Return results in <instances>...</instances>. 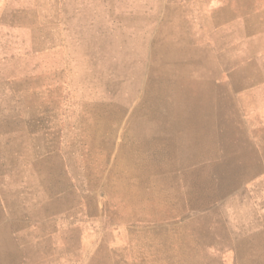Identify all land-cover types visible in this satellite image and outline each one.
Listing matches in <instances>:
<instances>
[{"label": "rangeland", "instance_id": "374dc122", "mask_svg": "<svg viewBox=\"0 0 264 264\" xmlns=\"http://www.w3.org/2000/svg\"><path fill=\"white\" fill-rule=\"evenodd\" d=\"M171 78L214 99L226 140L233 130L244 136L222 139L216 161L250 158L256 170L206 209L167 199L137 204L127 218L122 175H113L122 170L121 135L144 87L168 112ZM95 106L115 122L127 109L113 143L89 135ZM0 123L3 177L5 147L33 176L47 145L64 144L60 170L77 187V225L42 227L62 234L51 251L77 235V264H249V243L239 241L264 234V0H0ZM25 147L34 150L27 159ZM259 246L254 240L253 260L264 264Z\"/></svg>", "mask_w": 264, "mask_h": 264}, {"label": "crops", "instance_id": "0c3cea01", "mask_svg": "<svg viewBox=\"0 0 264 264\" xmlns=\"http://www.w3.org/2000/svg\"><path fill=\"white\" fill-rule=\"evenodd\" d=\"M185 74L188 72L185 71ZM169 86V98L172 97L169 101L170 129L166 123L146 112L155 98L156 91L152 86L148 92H145V87L144 92L140 90L138 99L142 100V105L138 106L137 115H134L136 112L133 113L129 128L121 135L119 152L122 170L120 173L113 172V175H122L119 190L129 209L127 218H130V208L137 207V204L141 208L147 203L156 206L167 199L177 202L179 209H186L187 206L197 210L206 209L211 203L240 187L243 181L251 179L256 170L255 163L250 158L216 161L218 151L214 149L222 139L226 140V133H219L217 114L213 109L216 107L215 101L205 94L206 91L199 84L191 85L186 82L185 89H178V84L174 85V79L171 78ZM103 108L104 120L94 119V125L89 128V135L91 134L95 142L109 138V143H113L119 136L118 126H121L127 109L118 112L115 122L114 112ZM153 108L162 110L161 106L156 104ZM234 132L233 130L228 140L236 138L243 142L244 136L234 135ZM163 134L167 136H161ZM95 136L99 139L96 140ZM62 145L64 144L60 142L57 148L55 144L52 148L47 145V157L38 158L35 167L39 172L33 176L26 160L21 161L20 167L12 160L17 159L18 150L12 153V147H5L4 155L9 152L6 168L10 172L8 176L3 177L0 123V264H77V235L70 239L74 241L72 244L67 246L64 240L63 245L59 244L57 250L54 247L51 251L50 244L60 242L62 234L40 233L42 227L57 226L58 223L63 227L77 225V187L74 180L72 184L68 183L67 176L60 170L63 150L59 147ZM170 147H175V150ZM232 149L233 147H226L228 153H231ZM146 151L150 158L144 159ZM33 154L32 148L25 147L20 156L27 159ZM204 164L209 166L204 167ZM19 170H22L20 174ZM212 173L216 175L213 176ZM3 184L8 185L6 191L3 190ZM148 187L150 190H146ZM164 189H171L173 193L164 196ZM151 209L156 215V209ZM32 210L35 212L34 217ZM33 224L41 227L38 233H31ZM3 234L9 242V249L2 247ZM254 240L260 244L258 251H263V233L244 235L239 241L241 244L249 243V264H257L253 260ZM259 253L263 259L264 255ZM240 264L247 263L241 261Z\"/></svg>", "mask_w": 264, "mask_h": 264}, {"label": "bare ground", "instance_id": "6f19581e", "mask_svg": "<svg viewBox=\"0 0 264 264\" xmlns=\"http://www.w3.org/2000/svg\"><path fill=\"white\" fill-rule=\"evenodd\" d=\"M80 56V55H79ZM88 61V60H87ZM166 66V65H165ZM168 66V65H167ZM181 77V76H180ZM170 78V77H169ZM144 80V79H143ZM145 81V80H144ZM144 92V91H143ZM140 93H141V91H140ZM140 95V94H139ZM138 100V99H137ZM129 102V101H128ZM155 104H152V106L151 107H149V109L148 110H146V112H147V114L148 115H151V116H154V117H156V118H158V119H160V121L161 122H163V123H166L167 124V128L168 129H170V127L168 126V124H169V117H170V115H169V110H167L168 112H165L164 110H159V109H154L153 108V106H154ZM96 107V106H95ZM121 107V106H120ZM118 108V107H117ZM119 109V108H118ZM123 109H125V108H123ZM161 109H162V106H161ZM154 111V112H153ZM92 112V111H91ZM95 113H96V115H95V117H94V119H95V121L96 120H100V119H102V120H104V116H103V114H102V108H101V106L100 107H96V110L94 111ZM93 113V112H92ZM122 113V112H121ZM207 113V112H206ZM94 114V113H93ZM118 114V113H117ZM208 117V116H207ZM118 118V117H117ZM113 120H114V118H113ZM194 121V120H193ZM194 123V122H193ZM199 123V122H198ZM195 124L198 126V124L195 122ZM94 125V124H93ZM92 126V125H91ZM119 127V126H118ZM99 128V127H98ZM166 127H165V129H167ZM198 128H200V127H198ZM197 128V129H198ZM204 128V127H203ZM209 128V127H208ZM189 129V128H188ZM202 129V128H201ZM101 130V129H100ZM194 130V129H193ZM94 131V130H93ZM200 131V130H199ZM110 132V131H109ZM116 132V131H115ZM188 132V131H187ZM205 132H206V130H205ZM208 132V131H207ZM96 133V132H95ZM112 133H113V131H112ZM201 133H203L202 131H201ZM99 134H100V132H99ZM209 134V133H208ZM115 135V134H114ZM90 136H91V134H90ZM180 136V135H179ZM102 138V137H101ZM167 138V137H166ZM178 138V137H177ZM95 139L97 140V139H99V137L97 138V136H95ZM184 140V139H183ZM200 140V139H199ZM209 142H210V140H209ZM111 143V142H110ZM203 144H204V142H203ZM210 144V143H209ZM142 145V144H141ZM215 145H216V143H215ZM140 146V145H139ZM211 146V145H210ZM213 147V146H212ZM171 148V150H175V147H174V149H173V147H170ZM217 148V147H216ZM199 154V153H198ZM138 155H140V154H138ZM137 155V156H138ZM154 155V154H153ZM196 155V154H195ZM202 155V154H201ZM141 156V155H140ZM179 157V156H178ZM191 158V157H190ZM152 159H153V157H152ZM189 159V158H188ZM205 159V158H204ZM178 160V159H177ZM187 160V159H186ZM203 161V160H202ZM178 162V161H177ZM140 163V162H139ZM141 163H144V162H142L141 161ZM147 164V163H146ZM200 164V163H199ZM179 165V164H178ZM143 166H145V165H143ZM141 167V166H140ZM138 168H139V166H138ZM150 168H151V166H150ZM235 168V167H234ZM146 168L144 167V170H145ZM149 169V168H148ZM152 169V168H151ZM136 172H138V171H136ZM144 172V171H143ZM136 174V173H135ZM142 174V173H141ZM146 174V173H145Z\"/></svg>", "mask_w": 264, "mask_h": 264}]
</instances>
